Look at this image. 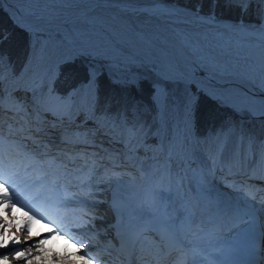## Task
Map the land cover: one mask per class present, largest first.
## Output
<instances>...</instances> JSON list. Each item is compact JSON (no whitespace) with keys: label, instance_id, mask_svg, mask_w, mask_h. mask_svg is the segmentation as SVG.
<instances>
[{"label":"snow or ice","instance_id":"1","mask_svg":"<svg viewBox=\"0 0 264 264\" xmlns=\"http://www.w3.org/2000/svg\"><path fill=\"white\" fill-rule=\"evenodd\" d=\"M5 3L10 5V10L4 7ZM205 4L207 13L202 12ZM221 7L230 12L235 10L236 18L218 15L217 9ZM0 8L8 13L16 28L35 40L34 51L36 47L45 52L50 47L60 49L47 71H36L23 85L15 76L9 57L0 51V117L5 110L7 93L11 113L7 143L19 150L15 152L17 158L12 153L5 155L4 122L0 119V210L10 213L12 219H15L12 210L17 208V203L13 202L10 187L14 189L17 180L26 185L41 183L39 177L32 179L31 173L48 171L54 166L65 185L49 184L48 187H76L80 191L65 193L57 199L46 194V190H37L34 200L45 199L55 206L81 203L95 208L105 203L95 199L103 194L100 188L115 185L109 207L117 217L114 227L122 247L141 251L137 245L142 242V229L151 226L163 242L154 245L155 248L176 249L193 230L194 208H198L193 205L194 198L186 180L193 183L196 199H202L204 192L215 191L206 182L214 175L213 168L264 182V136L258 139L232 121L204 140L198 139L196 132L198 106L203 95L238 116L259 120L264 133V0H198L193 10L182 8L173 0H108L107 4L102 0L89 4L80 0H0ZM10 37L9 31L0 29V45ZM74 56L88 59L87 80L60 93L54 87L59 78L58 65L61 61L73 62ZM148 73L154 77L151 87L157 113L153 117V123L158 125L155 132L142 118L135 102L117 113L109 111L111 98H104L101 106L102 77L116 89L140 91L149 79ZM166 84H183V98L178 104L171 100ZM16 91L30 93L31 103L14 99L12 93ZM46 115L53 120L45 119ZM81 115L84 121L78 123ZM89 120L95 129L86 128ZM173 122H176L174 130ZM49 129L62 133L61 144H78L98 151L72 154L61 150L58 157L64 162L56 164L47 159L51 152L49 145L56 142V137L48 136L47 142L35 138L47 136ZM150 135L159 138L158 146L146 143ZM98 137H105L106 141ZM105 142L110 146L122 145L123 152L117 155L120 149L105 148ZM202 144H211L214 149V155L205 157L211 165L207 169L193 167L199 160L197 153ZM141 148L145 152L164 151L162 161L153 157L156 162L150 177L142 179L138 187L127 186L118 178H108V165L116 168L121 160H138L136 152ZM102 170L105 173L102 179H110L109 185H104L102 179L98 181ZM255 191L264 192V189ZM217 195L223 197L220 210L231 209L235 213L233 220H239L240 226L226 234L227 239L221 238L225 234L214 228L196 229L207 246L197 251L188 245L190 264H213L208 257H221V264H241L235 256L245 247L247 233L257 227L264 241V201L256 205L255 199L243 189L231 198L223 193ZM90 219L102 221L103 217L92 215ZM218 219L217 214L205 223L216 224ZM36 220V215L25 212L23 224L14 226L26 229L31 240ZM12 226L8 217L0 223V229ZM53 235L59 236L60 232L49 228L48 234L36 244L13 250L9 244L22 245L20 237L0 231V249L11 252L16 260L31 261L34 252L48 251L44 245ZM220 245L228 247L221 248L219 253L212 250ZM84 247V242L79 241L77 251ZM260 252V261L264 264V248ZM81 259L83 264H95V259L100 258ZM0 264H11L10 256L0 252Z\"/></svg>","mask_w":264,"mask_h":264},{"label":"bare ground","instance_id":"2","mask_svg":"<svg viewBox=\"0 0 264 264\" xmlns=\"http://www.w3.org/2000/svg\"><path fill=\"white\" fill-rule=\"evenodd\" d=\"M47 67H48V65L44 66L41 70H47Z\"/></svg>","mask_w":264,"mask_h":264},{"label":"rangeland","instance_id":"3","mask_svg":"<svg viewBox=\"0 0 264 264\" xmlns=\"http://www.w3.org/2000/svg\"><path fill=\"white\" fill-rule=\"evenodd\" d=\"M211 133H214V132H211Z\"/></svg>","mask_w":264,"mask_h":264}]
</instances>
